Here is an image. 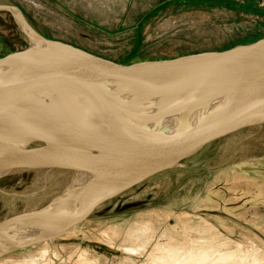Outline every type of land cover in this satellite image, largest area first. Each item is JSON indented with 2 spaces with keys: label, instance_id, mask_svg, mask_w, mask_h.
<instances>
[{
  "label": "rangeland",
  "instance_id": "rangeland-1",
  "mask_svg": "<svg viewBox=\"0 0 264 264\" xmlns=\"http://www.w3.org/2000/svg\"><path fill=\"white\" fill-rule=\"evenodd\" d=\"M46 41L118 63L264 38V0H0ZM31 42L0 11V58ZM78 184L59 168L0 178V222ZM255 259V260H254ZM264 264V126L214 141L98 207L63 237L0 264Z\"/></svg>",
  "mask_w": 264,
  "mask_h": 264
},
{
  "label": "water",
  "instance_id": "water-1",
  "mask_svg": "<svg viewBox=\"0 0 264 264\" xmlns=\"http://www.w3.org/2000/svg\"><path fill=\"white\" fill-rule=\"evenodd\" d=\"M0 58V178L59 168L78 181L0 222V260L55 241L101 205L214 141L264 126V38L222 51L118 64L34 33Z\"/></svg>",
  "mask_w": 264,
  "mask_h": 264
},
{
  "label": "bare ground",
  "instance_id": "bare-ground-1",
  "mask_svg": "<svg viewBox=\"0 0 264 264\" xmlns=\"http://www.w3.org/2000/svg\"><path fill=\"white\" fill-rule=\"evenodd\" d=\"M31 46L33 47V48H35V50H40V49H44V47L42 46V44H40V43H33V44H31ZM73 186H78V184H75V185H73ZM255 260V259H254ZM253 260V264H258L256 261H254Z\"/></svg>",
  "mask_w": 264,
  "mask_h": 264
},
{
  "label": "trees",
  "instance_id": "trees-1",
  "mask_svg": "<svg viewBox=\"0 0 264 264\" xmlns=\"http://www.w3.org/2000/svg\"><path fill=\"white\" fill-rule=\"evenodd\" d=\"M125 65H129V64H125Z\"/></svg>",
  "mask_w": 264,
  "mask_h": 264
}]
</instances>
